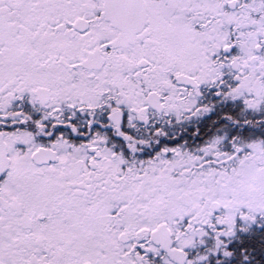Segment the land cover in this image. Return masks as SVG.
I'll list each match as a JSON object with an SVG mask.
<instances>
[{
    "label": "snow or ice",
    "instance_id": "1",
    "mask_svg": "<svg viewBox=\"0 0 264 264\" xmlns=\"http://www.w3.org/2000/svg\"><path fill=\"white\" fill-rule=\"evenodd\" d=\"M0 264H264V0H0Z\"/></svg>",
    "mask_w": 264,
    "mask_h": 264
}]
</instances>
